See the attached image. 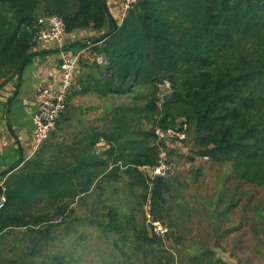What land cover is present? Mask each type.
<instances>
[{"label":"trees","instance_id":"obj_1","mask_svg":"<svg viewBox=\"0 0 264 264\" xmlns=\"http://www.w3.org/2000/svg\"><path fill=\"white\" fill-rule=\"evenodd\" d=\"M42 16L60 17L67 34L112 33L90 46L92 65L80 62L98 72L79 78L67 110L79 93L106 99L139 91L131 106L110 110L108 129L79 143L84 149L70 160L49 137L19 169L3 173L0 264H37L40 258L43 264H228L196 236L176 240L189 241L194 253L177 256L179 246L169 247L174 224L164 221L173 211L191 218L180 192L189 184L183 186L176 169L151 175L162 150L167 162L177 154L171 141H159L156 129L185 132L187 139L173 140L187 145L194 130L202 150L188 147L189 161L198 155L228 166V177L250 187L248 197L264 190V0H141L117 28L107 0H0V90L32 63ZM142 122L151 129L139 128ZM101 141L108 146L103 161L95 154ZM225 199L222 212L208 210L218 237L229 232L219 220L238 204ZM246 209L256 239L264 234V198L252 195ZM147 212L168 226L167 239L154 233ZM78 226L102 240L91 262L76 260L77 250L69 253L76 244L67 236ZM258 243L264 247V240ZM230 258L244 264L235 254Z\"/></svg>","mask_w":264,"mask_h":264},{"label":"rangeland","instance_id":"obj_2","mask_svg":"<svg viewBox=\"0 0 264 264\" xmlns=\"http://www.w3.org/2000/svg\"><path fill=\"white\" fill-rule=\"evenodd\" d=\"M75 77L69 94L73 91L72 87L76 86L80 74H77V76L75 74ZM138 91L139 89H135L132 93L124 96L117 98L109 97L106 99L98 97V95L93 92L83 93V95L75 99V105L81 108L82 111H87L86 113H81L80 117H78V119L84 121V124H75L73 130L78 133L84 126H108L110 110H114L121 106H131L132 100L134 99L133 95ZM105 116H107L106 123L104 120ZM139 128L148 130L151 129V126L146 122H142ZM187 144L179 143L176 140L171 141V146L175 147V152H177V154L173 155L170 163L174 165L176 169L175 176L179 177L183 186L189 184L188 187H185L184 190L180 192L182 195L181 201L188 202L187 204L191 209L192 215L189 219H180L179 215L173 211V213L167 216L168 218L164 222L167 225H169V221L174 224V227H172L173 236L171 237V242L168 240V242L171 243L169 247L174 250L176 246H179L180 250L183 252L178 253L176 250L177 256L185 255L187 252L194 253L196 251L194 247L190 250L187 249V243H189V241L182 240L181 245L177 244L176 240H178L180 236L182 238L183 236L188 238H195L196 236L198 243L202 242L200 245L209 244L211 249L218 256L227 258L230 257L231 254H235L244 264H264V256L256 252V249H262L264 254L262 243H258L259 240H264V234L261 231V235L255 239V235L252 232V223L250 221L252 213L249 214L248 209H246V211L244 210V206L248 204L249 198L252 195L257 200L264 198V190L258 188L255 193L248 197L246 193L250 190V187L238 186L231 176L228 177V174H226L227 172L230 173V168L228 166H214L208 158L198 155L193 156V162L189 161L188 157H190L191 154L187 151V148L191 146V143H189V145ZM99 152H103V150ZM199 169H201V174H197V170ZM221 196L226 197L224 203L228 201L233 204L238 202V204L230 215L227 217L223 216L219 220L222 229H224V231L228 230L229 232L219 235L218 237V234L214 233L213 220L208 215V210L214 209L219 213L222 212L226 204H223L222 207L220 206ZM233 197L237 200L234 201L235 203L231 199ZM197 198H199V201ZM231 219L234 223H229ZM261 227L264 228V226ZM190 230L192 231L191 235L189 234ZM94 236L96 237L97 235L91 228L78 226V232L73 231L67 236L68 239H71L76 244V247L69 252L70 255L74 254V251L77 250L78 253L73 255L76 260L82 257L80 259L81 263L85 261L91 262L92 253H98L96 247L102 242L100 239H93ZM92 239L94 242H92ZM57 243L58 245L56 248H59L61 240ZM84 245L87 247H84ZM256 246L258 247L256 248ZM104 248L108 249V246ZM37 264H43L42 258L38 260Z\"/></svg>","mask_w":264,"mask_h":264},{"label":"crops","instance_id":"obj_3","mask_svg":"<svg viewBox=\"0 0 264 264\" xmlns=\"http://www.w3.org/2000/svg\"><path fill=\"white\" fill-rule=\"evenodd\" d=\"M107 4L110 15L114 18L112 20L115 21L113 15H117V12H119L118 4L116 0H107ZM112 12H114L113 15ZM116 20V24L119 25L120 22L117 18ZM103 34L104 32L100 33L91 29L68 34L65 53L76 56L80 50L87 48L91 40L99 38ZM81 45L83 47L79 48L78 46ZM59 50L55 43L35 44L32 50L34 54L32 63L24 69L17 82L12 81L0 90V184L2 179L7 177L3 176V173L19 169L35 155H33L35 131L33 116L37 111L35 96L41 87H55L58 83L62 63V54ZM83 64L92 65L93 61L83 62ZM83 64H79L76 76L80 74V77L87 79V76L92 72H98L96 69L91 68L92 66L84 67ZM78 82L76 86L74 84L77 90L79 88ZM80 95H83V93L72 97L70 108H68L60 120V124L57 125L50 136L52 148L59 146L65 158L69 160L84 149L85 145L78 146L79 143H83V141L88 143L90 141L88 138L92 134L108 129V126L104 124L105 126L102 127L84 126L78 133L73 130L75 124H84V121L78 119V117L81 113L87 112L86 110L82 111L81 108L75 105V99ZM98 97L100 96L98 95ZM104 120L106 123L107 116ZM107 148L108 146L104 141L99 142L95 146V154L98 156L96 158L101 161L106 160L107 156L103 155V152ZM101 150L103 152H99Z\"/></svg>","mask_w":264,"mask_h":264},{"label":"built area","instance_id":"obj_4","mask_svg":"<svg viewBox=\"0 0 264 264\" xmlns=\"http://www.w3.org/2000/svg\"><path fill=\"white\" fill-rule=\"evenodd\" d=\"M141 0H116L118 4L119 12L117 15H112L122 23L127 12L135 4ZM114 8V6H113ZM115 10V9H114ZM40 30L36 38L37 43H55L60 49L62 54V63L59 71V81L55 87H41L35 96V103L37 111L33 116V122L35 125L34 137H33V155L39 150V148L49 139L51 133L55 130L57 122L64 115L68 106L69 90L72 86L75 74L79 69L78 57L84 58L90 56V46L80 50L76 56H71L65 53L66 41L68 34L66 33L65 23L58 16H42L39 19ZM35 47V46H34ZM102 63V60H98ZM169 87V84H166ZM156 135L159 141H172L174 138L181 140L187 139L185 132H176L172 130L156 129ZM160 162L158 166L151 168L152 176H167L169 173H174L175 167L172 163L167 162V152L161 151ZM149 168H146L148 170ZM7 177H4L0 186L5 191V181ZM6 202L5 195L0 197V208L4 207ZM147 223L152 227L154 233L162 238H167L169 232L168 226L161 221L155 220L153 216L147 212Z\"/></svg>","mask_w":264,"mask_h":264},{"label":"water","instance_id":"obj_5","mask_svg":"<svg viewBox=\"0 0 264 264\" xmlns=\"http://www.w3.org/2000/svg\"><path fill=\"white\" fill-rule=\"evenodd\" d=\"M108 11H109V8H108ZM109 17H110V20L114 19L111 15H110V12H109ZM112 22L114 23L115 27L117 28V25H116V22L114 20H112ZM112 33H108V34H103L102 36H100L99 38H96L94 40H91L88 45L89 46H94V45H97V44H100L102 41H104L107 37H109ZM78 60V63L80 64V62H91L93 61L90 57H84V58H81V57H78L77 58ZM194 136H195V131L192 130V132L190 133V136H189V142L191 143V147L194 151H198L200 152L202 149L199 148L195 143H194ZM226 260V262L228 264H238V262L236 260H233L231 259L230 257H227V258H224Z\"/></svg>","mask_w":264,"mask_h":264}]
</instances>
